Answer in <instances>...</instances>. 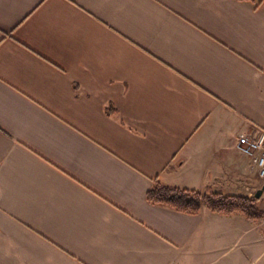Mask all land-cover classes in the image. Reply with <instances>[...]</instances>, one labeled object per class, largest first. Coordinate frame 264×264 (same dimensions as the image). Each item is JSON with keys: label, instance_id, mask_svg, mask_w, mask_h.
<instances>
[{"label": "crops", "instance_id": "obj_1", "mask_svg": "<svg viewBox=\"0 0 264 264\" xmlns=\"http://www.w3.org/2000/svg\"><path fill=\"white\" fill-rule=\"evenodd\" d=\"M260 129L264 0H0V264H247L264 219L147 191L255 195Z\"/></svg>", "mask_w": 264, "mask_h": 264}, {"label": "trees", "instance_id": "obj_2", "mask_svg": "<svg viewBox=\"0 0 264 264\" xmlns=\"http://www.w3.org/2000/svg\"><path fill=\"white\" fill-rule=\"evenodd\" d=\"M147 199L151 203L166 205L189 214H197L204 203L214 213L229 215L238 212L251 220L264 219V211L259 207L261 196L227 194L211 187H207L202 195L197 190L164 184L155 179L147 191Z\"/></svg>", "mask_w": 264, "mask_h": 264}, {"label": "built area", "instance_id": "obj_3", "mask_svg": "<svg viewBox=\"0 0 264 264\" xmlns=\"http://www.w3.org/2000/svg\"><path fill=\"white\" fill-rule=\"evenodd\" d=\"M236 148L250 159L257 175L264 181V129L253 134H240Z\"/></svg>", "mask_w": 264, "mask_h": 264}, {"label": "rangeland", "instance_id": "obj_4", "mask_svg": "<svg viewBox=\"0 0 264 264\" xmlns=\"http://www.w3.org/2000/svg\"><path fill=\"white\" fill-rule=\"evenodd\" d=\"M247 183L248 182H245V184H247ZM261 185H264V182H254V185H252V186L259 188V187H261ZM252 195H254V194H252ZM262 206L264 207V200L262 201ZM248 257L249 258L246 262L247 264H263V262H264V253L260 254L258 252V247H256V251L253 254L248 255Z\"/></svg>", "mask_w": 264, "mask_h": 264}, {"label": "water", "instance_id": "obj_5", "mask_svg": "<svg viewBox=\"0 0 264 264\" xmlns=\"http://www.w3.org/2000/svg\"><path fill=\"white\" fill-rule=\"evenodd\" d=\"M263 188H264V187H263ZM263 188L257 190V192L255 193V196H256V197H259V196H260V194L263 192Z\"/></svg>", "mask_w": 264, "mask_h": 264}]
</instances>
